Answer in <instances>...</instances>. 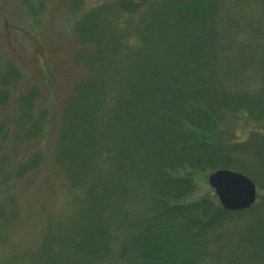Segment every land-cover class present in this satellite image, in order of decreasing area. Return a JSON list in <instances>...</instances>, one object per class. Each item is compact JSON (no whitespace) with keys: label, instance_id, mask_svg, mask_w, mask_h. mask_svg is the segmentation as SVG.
Here are the masks:
<instances>
[{"label":"trees","instance_id":"trees-1","mask_svg":"<svg viewBox=\"0 0 264 264\" xmlns=\"http://www.w3.org/2000/svg\"><path fill=\"white\" fill-rule=\"evenodd\" d=\"M88 1L71 0L84 74L54 158L78 191L74 210L4 264H264V149L249 145L257 134L231 136L235 117L264 126V0H100L83 12ZM9 99L0 91V110ZM32 99L21 98L19 130L49 143L52 108L35 120ZM40 161L18 167L30 175ZM221 168L257 184L253 207L196 197Z\"/></svg>","mask_w":264,"mask_h":264},{"label":"rangeland","instance_id":"rangeland-1","mask_svg":"<svg viewBox=\"0 0 264 264\" xmlns=\"http://www.w3.org/2000/svg\"><path fill=\"white\" fill-rule=\"evenodd\" d=\"M98 2L89 0L83 12ZM78 20L71 0H52L42 7L34 0H0V91L10 94L9 104L0 110V264L15 253L36 252L49 226L65 221L74 210L78 191L54 158L64 99L84 74L82 67L73 64V55L81 48L74 36ZM11 68L10 81L4 83ZM24 95L33 98L35 120L51 106L49 143L45 135L36 144L25 142L19 130ZM233 126L231 136L237 141H250L257 134L249 145L264 149V126L249 125L243 116L235 117ZM34 155L41 157L39 169L22 173L18 166ZM210 174L199 181L196 197L210 194L219 202L208 181Z\"/></svg>","mask_w":264,"mask_h":264},{"label":"water","instance_id":"water-1","mask_svg":"<svg viewBox=\"0 0 264 264\" xmlns=\"http://www.w3.org/2000/svg\"><path fill=\"white\" fill-rule=\"evenodd\" d=\"M221 205L228 211H240L251 208L257 201L256 183L242 172L221 168L208 178Z\"/></svg>","mask_w":264,"mask_h":264}]
</instances>
